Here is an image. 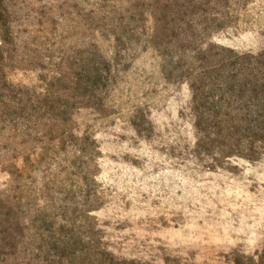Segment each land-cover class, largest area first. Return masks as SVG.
Here are the masks:
<instances>
[{
  "label": "rangeland",
  "instance_id": "374dc122",
  "mask_svg": "<svg viewBox=\"0 0 264 264\" xmlns=\"http://www.w3.org/2000/svg\"><path fill=\"white\" fill-rule=\"evenodd\" d=\"M263 140L264 0H0V264H264Z\"/></svg>",
  "mask_w": 264,
  "mask_h": 264
},
{
  "label": "trees",
  "instance_id": "16d2710c",
  "mask_svg": "<svg viewBox=\"0 0 264 264\" xmlns=\"http://www.w3.org/2000/svg\"><path fill=\"white\" fill-rule=\"evenodd\" d=\"M20 88V87H19ZM16 91V90H15ZM17 91H18V89H17ZM15 93H17V92H15ZM6 110H8V108H6ZM196 115H197V117L199 116L200 117V115H201V113L199 112L198 113V110H197V113H196ZM199 122H200V120H199ZM245 130H247V129H245ZM262 146L264 147V140H263V142H262ZM78 254L77 253H73V256H77ZM50 256H53V255H50ZM32 259V258H31ZM36 260V259H35ZM91 260L92 261H96L97 259H95V258H91ZM64 264H66V262H67V259H64ZM29 264H30V261L28 262ZM62 263V258H61V256L60 255H57V254H55L54 255V258L52 257V258H49V259H46V264H61Z\"/></svg>",
  "mask_w": 264,
  "mask_h": 264
}]
</instances>
